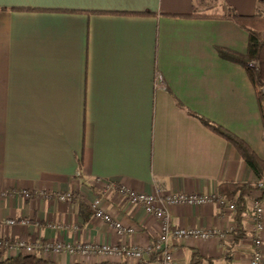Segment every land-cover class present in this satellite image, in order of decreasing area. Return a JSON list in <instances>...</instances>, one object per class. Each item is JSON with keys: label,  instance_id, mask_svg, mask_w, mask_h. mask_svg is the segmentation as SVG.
Instances as JSON below:
<instances>
[{"label": "crops", "instance_id": "crops-1", "mask_svg": "<svg viewBox=\"0 0 264 264\" xmlns=\"http://www.w3.org/2000/svg\"><path fill=\"white\" fill-rule=\"evenodd\" d=\"M259 10L261 0H0V243L151 247L159 220L118 186L209 193L232 182L252 185L240 214L214 203L170 208L172 226L233 227L223 239H170L173 264H249L255 236L264 264V228L254 233L251 221L255 200L264 209L261 181L194 115L264 159L256 89L243 66L217 51L245 53L248 32L229 15ZM67 193L70 202L58 199ZM95 199L130 231L119 236L95 218ZM16 255L0 250V259ZM35 255L54 264H140Z\"/></svg>", "mask_w": 264, "mask_h": 264}, {"label": "built area", "instance_id": "built-area-1", "mask_svg": "<svg viewBox=\"0 0 264 264\" xmlns=\"http://www.w3.org/2000/svg\"><path fill=\"white\" fill-rule=\"evenodd\" d=\"M248 66L252 68H258L259 63L257 61L248 62ZM259 187H263L262 183H258ZM119 195L123 196L127 201L140 206L144 211L158 219L160 222L159 231L156 235L155 243L149 247H142L132 244L131 246L121 245L114 246L107 243H64L51 241L44 244L30 243L28 244L24 239H19L14 242L4 241L0 243V250L23 255H35L40 252L45 257L55 256L61 252L76 257L79 260H84L88 257L96 255L99 258H112V257H125L128 260L136 261L140 264H173V249L169 247L170 239L185 240L189 238L195 239H223L228 232L233 230V227L228 229H201V228H183L171 225V213L170 208L181 205H206L217 204L219 206H225L229 210L234 211L235 205L230 202L225 196L217 191L209 193H185L175 192L166 193L162 191H155L152 193L136 192L125 185H120L117 188ZM46 195V193H43ZM27 196V194H25ZM60 201L70 202L72 196L70 194H57ZM95 218L100 219L107 223L119 236H123L127 231L120 222L113 219L110 214L106 213L99 206V199H95L90 204ZM254 213L251 216L253 223L254 233H259L263 228L264 209L259 200H255L252 203ZM5 224L14 225L18 223L14 218H8L3 221ZM21 224H28L27 219H21ZM36 224V223H35ZM253 244L255 246L253 252L249 257V264H262V248L263 243L258 236L253 238ZM159 255L155 259H151L154 253Z\"/></svg>", "mask_w": 264, "mask_h": 264}, {"label": "trees", "instance_id": "trees-1", "mask_svg": "<svg viewBox=\"0 0 264 264\" xmlns=\"http://www.w3.org/2000/svg\"><path fill=\"white\" fill-rule=\"evenodd\" d=\"M236 23L245 28L248 32V44L245 53H239L231 49L218 47L219 56L234 64L243 66L256 89L259 109L264 122V96L260 90L264 86V12L257 11L253 15H241L235 11L229 15ZM257 61L259 67L254 69L248 66V62ZM205 127L221 136L229 142L238 152L243 161L251 168L254 174L261 181L264 188V159L260 158L247 142L225 127L206 119L203 116L194 114ZM252 185L244 183H222L219 185V193L231 200L240 214L245 207L243 190L251 189ZM0 264H54L48 259L37 255L18 254L14 257L0 259ZM99 264H109L102 262Z\"/></svg>", "mask_w": 264, "mask_h": 264}, {"label": "rangeland", "instance_id": "rangeland-1", "mask_svg": "<svg viewBox=\"0 0 264 264\" xmlns=\"http://www.w3.org/2000/svg\"><path fill=\"white\" fill-rule=\"evenodd\" d=\"M261 9H262V11L264 12V0H261ZM255 69H256V68H255ZM260 90H261V92H262V94H263V96H264V86L261 87Z\"/></svg>", "mask_w": 264, "mask_h": 264}]
</instances>
